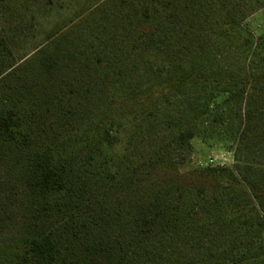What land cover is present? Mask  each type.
<instances>
[{
    "label": "rangeland",
    "instance_id": "1",
    "mask_svg": "<svg viewBox=\"0 0 264 264\" xmlns=\"http://www.w3.org/2000/svg\"><path fill=\"white\" fill-rule=\"evenodd\" d=\"M263 16L264 6L254 0H0V37L8 40L12 52L0 80L15 97L32 102L41 138L68 145L108 109L116 108L118 99L132 98L163 83L168 65L212 75L235 69L246 60V52L242 40L221 28L220 21L258 36ZM50 40L56 42L59 69L40 84H32L41 79L34 56ZM197 90L196 86L185 87L179 92L181 97L161 100L143 112L142 120L121 126L112 147L82 149L72 166L75 178L87 191L105 197L100 186H109L114 179L112 174L106 176L111 155L116 159L112 171L127 170L128 162L136 164L155 154L180 163L184 171L225 167L246 175V171L264 169V149L246 153L244 146L236 155L234 147L220 140L243 124L245 102L233 103L232 112L227 108L225 115L210 118L212 137L198 126L187 143H176L177 133L188 129V119L196 118L195 112L206 101ZM184 108H189L190 116L180 122L177 118ZM205 117L198 113L196 120L199 124L207 121V127L209 117ZM21 162L19 156L0 154L1 244L38 221L21 182ZM195 192L202 202L228 198L229 193L245 195L239 188L215 192L207 187ZM190 199L186 192L180 199L183 211ZM196 204L194 200L191 208ZM239 225L207 233L181 224L170 230L164 243L154 246L153 240L147 246L150 264H190L202 257H216L234 238L243 237L246 230ZM4 256L0 249V264H5ZM90 259L93 264H107L104 252L93 253Z\"/></svg>",
    "mask_w": 264,
    "mask_h": 264
},
{
    "label": "trees",
    "instance_id": "2",
    "mask_svg": "<svg viewBox=\"0 0 264 264\" xmlns=\"http://www.w3.org/2000/svg\"><path fill=\"white\" fill-rule=\"evenodd\" d=\"M254 1L264 6V0ZM144 15L149 17V11L145 10ZM261 24V33L254 36L248 29L233 28L230 22L221 20V28L242 40L245 61L218 75L186 72L178 65H168L163 83L132 98L118 99L116 108L108 109L68 145L41 138L35 124L38 112L32 102L15 97L0 80V154L22 158L21 182L38 218L36 225L31 226L30 222L29 229L0 243L5 254L2 261L93 264L90 255L104 252L107 264H150L147 246L153 240L154 246L164 243L170 230H177L181 224L207 233L240 224L246 232L239 241L234 238L218 256L202 257L190 264H264V169L252 170L251 174L246 171V175L225 167L184 171L180 163L155 154L136 164L128 162L127 170L112 171L116 159L111 155L112 165L106 176L112 174L114 179L109 186H100L105 197L87 191L72 169L82 149L93 150L103 144L112 147L121 126L142 120L147 109L157 102L181 97L179 92L191 86H196L206 100L195 112L196 118L198 113L208 116V123L205 127L207 121L199 124L195 116L189 118L188 129H181L176 135L177 144L187 143L197 134L198 126L203 134L212 137L214 132L208 129L210 118L225 115L227 108L232 112L236 108L233 103L245 102L243 124L220 140L231 149L234 147L236 155L243 152L244 146L246 153L264 149V16ZM9 55L12 57L8 40L0 37V74L7 68ZM34 59L41 79H34L32 84H40L42 78L43 82L59 69L55 40L43 45ZM188 112L189 108L182 109L177 119L182 122L183 117L190 116ZM207 187L215 192L218 188L229 192L239 188L245 195L235 197L229 193L228 198L199 201L196 189ZM185 192L191 199L183 211L179 201ZM194 200L197 206L191 208ZM184 214L187 220L182 221ZM244 223L246 226L242 227Z\"/></svg>",
    "mask_w": 264,
    "mask_h": 264
}]
</instances>
